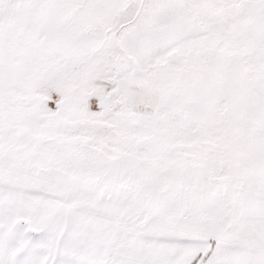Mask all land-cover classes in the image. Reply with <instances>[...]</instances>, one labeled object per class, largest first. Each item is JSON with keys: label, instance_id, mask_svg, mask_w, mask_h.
Returning <instances> with one entry per match:
<instances>
[{"label": "snow or ice", "instance_id": "6c2138e0", "mask_svg": "<svg viewBox=\"0 0 264 264\" xmlns=\"http://www.w3.org/2000/svg\"><path fill=\"white\" fill-rule=\"evenodd\" d=\"M0 264H264V0H0Z\"/></svg>", "mask_w": 264, "mask_h": 264}]
</instances>
